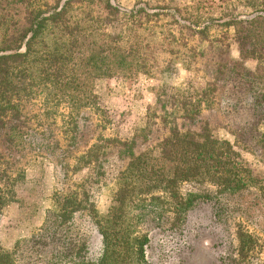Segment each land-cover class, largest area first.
I'll list each match as a JSON object with an SVG mask.
<instances>
[{"label": "trees", "instance_id": "1", "mask_svg": "<svg viewBox=\"0 0 264 264\" xmlns=\"http://www.w3.org/2000/svg\"><path fill=\"white\" fill-rule=\"evenodd\" d=\"M201 12L200 0H133L130 10L117 0H0V214L16 199L27 157H44L66 181L68 174L97 172L111 154L125 163L105 215L90 202L84 181L56 189L38 227L10 251L0 244V264H147L146 220L182 223L197 205L241 192L253 191L264 203V178L252 173L235 144L215 138L207 119L219 79L238 73L240 64L230 57L227 38L210 33L211 12L203 20ZM230 25L219 26L226 36ZM245 28L230 39L250 40ZM159 60L164 66L144 125L129 139L100 133L88 141L91 117L98 120L94 128L106 130L96 83L150 76ZM179 70L205 71L209 78L201 89L174 86ZM37 98L40 114L32 110ZM59 115L64 147L52 133L49 142L45 131L32 127L36 121L49 129ZM233 135L244 142L241 134ZM256 143L264 147V135ZM186 184L194 190L183 193ZM81 212L99 238L94 259L72 235ZM235 235L237 256L256 250L248 231L239 227Z\"/></svg>", "mask_w": 264, "mask_h": 264}, {"label": "rangeland", "instance_id": "2", "mask_svg": "<svg viewBox=\"0 0 264 264\" xmlns=\"http://www.w3.org/2000/svg\"><path fill=\"white\" fill-rule=\"evenodd\" d=\"M182 1L183 4L189 2ZM200 1L202 20L211 12L215 22L210 33L227 38L230 57L240 64L238 73H225L219 79L216 105L207 113V119L215 138L235 144L252 173L264 178V147L256 143L259 136L264 135V0ZM117 4L130 10L133 0H117ZM212 6L214 8L210 10ZM224 22L231 24L225 31L227 36L219 27ZM244 27L249 30L251 39L233 42L230 36L236 29L241 32ZM241 65L245 70L241 69ZM163 66L164 63L159 60L150 76L139 74L130 79L113 77L97 82L94 92L106 130L101 132L94 128L98 120L91 117L93 127H89L88 141L100 133L129 139L135 129L141 128L146 110L154 105L152 88L157 85L155 78ZM208 78L209 74L205 71L196 74L179 70L170 84L191 83L196 89H201ZM58 79L63 81L65 78ZM36 100L38 103L32 110L40 114L41 100ZM59 112L61 114L63 110ZM39 124L32 122L35 132L43 134L45 131L49 142L48 133H52L64 147L60 115L55 126L49 129ZM234 133L241 134L239 136L244 142H235ZM22 163L26 164L24 182L16 192L15 201L0 214V244L9 251L17 240L27 237L42 223L49 198L56 189L66 191L72 184L84 181L90 202L99 214L105 215L111 205L115 179L125 164L124 160L111 154L97 172L82 170L74 175L68 174L66 181L62 180V173L44 157L30 156ZM193 190L188 184L181 188L183 193ZM146 221L144 228L150 238L146 248L147 264H264V203L253 191L224 198L220 203H201L188 212L182 223L173 222L168 217ZM239 227L254 236L258 244L256 250L245 258L236 255L235 231ZM72 235L84 243L88 259L97 256L99 238L86 213L75 216ZM17 259L20 260L18 255Z\"/></svg>", "mask_w": 264, "mask_h": 264}]
</instances>
